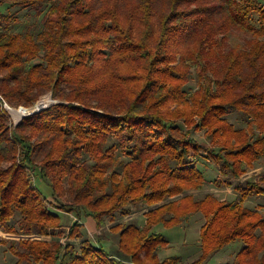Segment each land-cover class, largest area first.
<instances>
[{
    "label": "trees",
    "instance_id": "obj_1",
    "mask_svg": "<svg viewBox=\"0 0 264 264\" xmlns=\"http://www.w3.org/2000/svg\"><path fill=\"white\" fill-rule=\"evenodd\" d=\"M260 1L0 0V229L53 237L19 240L9 248L15 264H182L159 258L168 242L151 231L195 214L199 254L186 264L233 242L241 248L229 264H264V215L243 205L264 198L263 180L233 187L264 158ZM9 8L42 15L41 30L16 31ZM192 70L200 84L187 93ZM47 94L57 103L13 126L4 103L30 108ZM199 160L214 164V185L233 187L236 201L184 195L205 184ZM130 208L147 210L145 223L109 229L118 256L82 235L79 218L100 230ZM61 214L77 217L67 234L77 247L60 242Z\"/></svg>",
    "mask_w": 264,
    "mask_h": 264
},
{
    "label": "rangeland",
    "instance_id": "obj_2",
    "mask_svg": "<svg viewBox=\"0 0 264 264\" xmlns=\"http://www.w3.org/2000/svg\"><path fill=\"white\" fill-rule=\"evenodd\" d=\"M264 6V0L260 1ZM5 12H9L11 14H16V16L20 19V25L15 28L18 32H29L33 35L37 34L42 28V15L36 17L34 12L32 11H19L16 12L15 8L5 9ZM200 82L198 81L194 71H191L189 76V82L184 87V91L190 93L199 86ZM51 94H47L41 97L38 102L48 101ZM52 98V97H51ZM53 100V99H52ZM54 101V100H53ZM57 103V101H55ZM36 103L30 108H11L8 105L4 107L8 116L10 117L11 123L13 126L17 125L20 122V119L15 122L13 119L24 116L32 111L36 110ZM43 105H46L44 103ZM9 111H7V109ZM23 108V109H20ZM22 120V119H21ZM227 120L232 123L236 128L245 127L244 119L238 114H231L227 117ZM179 126L184 129V127L179 123ZM192 136L199 142H205V138L203 136V132L193 133ZM197 168L203 174L205 178V184L203 188L199 191H190L186 192L184 195H192L196 200L202 199L205 195H211L218 201H236L237 195L233 191V187L237 184L243 183L247 179H255L262 178V186H264V158L259 159L255 165L254 169L248 171L245 175H243L238 181L233 184L232 188L227 187H216L214 185V180L218 177L217 168L214 164L206 161L199 160L197 162ZM260 172V173H259ZM31 182L36 185L42 192V194L48 199L49 192L47 188L37 179L36 176H32ZM263 198V197H259ZM260 203L262 202L259 200ZM258 201V202H259ZM257 202V203H258ZM249 206H253L250 205ZM130 215L126 217H117L116 221L112 223L108 219L105 221V225L100 230H92L88 231L86 228V220L87 217H81L78 221L82 224L81 233L85 239L91 241L94 245L97 244L98 238H102V246L106 250L107 253L118 256L117 251V238L116 234L110 232V228L114 224H132L137 226L138 228H142L145 223V218L143 214L147 212V210L138 211L135 208H130ZM53 212H57L54 211ZM264 215V213H262ZM61 220V229L60 232H63V235L60 238L61 243H72L76 247L80 243L81 240H69L67 238L68 230L73 225V223L77 220L75 215H63ZM204 220L201 214H195L191 217L189 222L180 227H174L165 229L163 227H155L151 232L162 234L167 241L170 243L169 246L163 251L159 253V258L161 260L166 259L171 256H179L182 259V264H186L192 260H194L199 253V229L202 226ZM26 239H40V240H52L53 237H27V236H14L5 234L2 229H0V264H15L17 262V258L10 252L9 248L12 247L17 249V242L19 240ZM241 248V244L239 242H233L230 245L226 246L216 254H214L205 264H228L232 261L233 255ZM19 264V263H18ZM24 264V263H23Z\"/></svg>",
    "mask_w": 264,
    "mask_h": 264
},
{
    "label": "crops",
    "instance_id": "obj_3",
    "mask_svg": "<svg viewBox=\"0 0 264 264\" xmlns=\"http://www.w3.org/2000/svg\"><path fill=\"white\" fill-rule=\"evenodd\" d=\"M260 173V172H259ZM237 195V194H236ZM259 200H261L262 202L260 203V201ZM259 201V202H258ZM229 202H233V201H229ZM258 202V203H257ZM249 204L250 205H253L252 207L251 206H249ZM243 205L247 208V209H249V210H251V211H258L259 213H264V198H259V197H255V196H253V197H250V198H248V199H246V200H244V202H243ZM86 228H88V231H96L97 229H96V227H95V224H94V222L90 219V218H87V220H86ZM168 242V241H167ZM169 242H168V246H169ZM240 250V249H239ZM239 250L233 255L234 257H233V259H232V261L234 260V258H235V256L237 255V253L239 252ZM199 254V253H198ZM198 256V255H197ZM231 261V262H232ZM230 262V263H231ZM229 264V263H228Z\"/></svg>",
    "mask_w": 264,
    "mask_h": 264
},
{
    "label": "water",
    "instance_id": "obj_4",
    "mask_svg": "<svg viewBox=\"0 0 264 264\" xmlns=\"http://www.w3.org/2000/svg\"><path fill=\"white\" fill-rule=\"evenodd\" d=\"M47 100H48V105H47V106H45V107H40L39 109H37V110H35V111H32V112L26 114L25 116H22L21 119H22V118H25V117H28V116H31V115H33V114L39 113L40 111L45 110V109H47L48 107H50V106L56 104V102L52 100L51 96H49V98H47ZM40 103H41V102H38V103H36V104H40ZM20 109H23V108H20ZM23 110H25V109H23ZM21 119H20V121H21Z\"/></svg>",
    "mask_w": 264,
    "mask_h": 264
},
{
    "label": "bare ground",
    "instance_id": "obj_5",
    "mask_svg": "<svg viewBox=\"0 0 264 264\" xmlns=\"http://www.w3.org/2000/svg\"><path fill=\"white\" fill-rule=\"evenodd\" d=\"M43 103H44V102H41L40 104H38L36 110L39 109L40 107H45V106L48 105V101H45L46 105H43ZM24 116H25V115H24ZM21 117H22V116H21Z\"/></svg>",
    "mask_w": 264,
    "mask_h": 264
},
{
    "label": "built area",
    "instance_id": "obj_6",
    "mask_svg": "<svg viewBox=\"0 0 264 264\" xmlns=\"http://www.w3.org/2000/svg\"><path fill=\"white\" fill-rule=\"evenodd\" d=\"M4 107L6 106V104L4 103V105H3ZM7 107V106H6ZM7 109V108H6ZM7 111H9L8 109H7Z\"/></svg>",
    "mask_w": 264,
    "mask_h": 264
}]
</instances>
